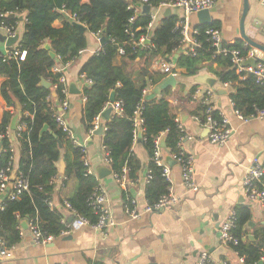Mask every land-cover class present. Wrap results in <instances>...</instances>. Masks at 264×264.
Masks as SVG:
<instances>
[{"label": "trees", "instance_id": "1", "mask_svg": "<svg viewBox=\"0 0 264 264\" xmlns=\"http://www.w3.org/2000/svg\"><path fill=\"white\" fill-rule=\"evenodd\" d=\"M155 1L161 0H151L149 4ZM136 4H139L136 0H89L88 3L82 0H0V26H15L17 22V18L5 14L25 12L27 19L23 36L17 43L21 50L27 52L25 60L4 61L0 50V77L5 78L1 87L2 96L9 106L15 107L17 102L21 105L19 122L26 126L20 136H6L0 140V165L8 164L13 156L9 145L17 140L20 145L18 170L29 177V191L16 200L5 198L0 206V239L4 241V248L10 250L20 243L23 220L38 222L44 237H57L69 230L59 209L49 205L62 158L66 162L64 182H75L74 191L66 201L91 224H96L99 219L89 203L99 180L94 174H86L85 150L72 143L55 118L58 105L66 98V93L63 92L65 85L61 82L63 73L53 72V67L73 61L88 45L86 32H81L73 24L74 20L64 16L65 11L76 15V20L83 23L90 33H101V38L106 39L102 49L91 55L80 69L81 76L92 80L90 85L83 88L86 97L83 122L86 129L92 131L96 118L102 115L112 94L114 102H122L123 113L111 112L105 123L107 130L103 133L104 146L109 151L111 169L115 175L121 176L123 169L127 168L130 180H137L142 163L132 149L136 140L135 119L139 117L143 121L141 141L149 156L147 169L151 171V180L145 191L149 205H154L167 193L169 185L162 175V168L152 160L155 141L164 139L165 149L171 155L179 151L178 143L185 136V130L175 120L180 107L205 123L207 109L212 104L205 101L207 94L197 92V86L188 93L183 89L172 91L166 88L164 96L150 100L143 94L145 89L156 86L165 77L164 73L152 75L148 65L158 56L168 60L182 48V35L176 28L177 18L168 16L156 28L151 44L140 43L148 34L152 18L139 15L135 10ZM61 17H65L63 26L55 27L54 21ZM209 29H218V26L211 23L198 27L196 39L200 45L196 54L181 52L177 58L178 68L183 69L187 76H197L207 70L221 84L231 83L234 91L230 98L234 107L245 116L255 115L258 110L264 109V87L253 73L234 65L231 55L217 53L206 33ZM46 44L51 46L57 59L50 55ZM223 46L239 49L243 55L248 53L241 41ZM120 48L124 49L125 54L122 55V64L117 65L115 61L120 56ZM137 58L145 59L146 64L140 82L129 68ZM44 80L50 86L44 85ZM54 92L56 97H53ZM175 93L180 99L177 106L170 101ZM192 100L194 106L188 110L186 106ZM139 111L140 116L137 115ZM14 114L5 112L0 123V134L10 129ZM211 114L215 120H221L219 110L214 109ZM235 211L234 234L239 238V244L234 249L244 257L246 264H260L264 259V225L252 229L248 227L252 220V210L248 205L240 204ZM250 231L255 236L253 241L244 239Z\"/></svg>", "mask_w": 264, "mask_h": 264}, {"label": "crops", "instance_id": "2", "mask_svg": "<svg viewBox=\"0 0 264 264\" xmlns=\"http://www.w3.org/2000/svg\"><path fill=\"white\" fill-rule=\"evenodd\" d=\"M248 1L250 9L245 20V28L248 34H254L256 29L251 26V22L257 18L264 25V6L259 0ZM82 2L88 3L89 0H82ZM169 2L170 0H161L149 4L151 14L143 13L142 6L145 4H136L135 10L139 15H149L152 18L148 26V34L143 37L144 44H151L153 34L164 17L174 16L177 20H186L191 31L197 30L200 26L215 23L222 34L224 44L234 45L241 41L248 52L254 49L246 43L241 35L244 0H217L215 5L209 9L211 21L205 24L200 22L198 13L188 15L182 8L170 6ZM168 9H170V13L167 12ZM10 14H5V16ZM14 14L17 18L15 26H0V32L5 34V26L14 27L15 33L19 35V41L25 31L26 13ZM68 15L66 13L64 16ZM20 16H23V20L19 18ZM64 21L65 17L58 18L54 21V26L62 27ZM85 32L88 41L87 47L62 72L67 91L65 100L69 104L64 118L69 125L70 135L69 133L68 135L72 137H70L71 141L72 139L77 140L79 146L85 149L84 159L88 161L93 174L108 192L116 224L105 233L98 232L91 226L70 228L72 223L68 224L67 220L74 215L65 206V202L68 195L74 191L75 182L74 180L64 182L65 175L61 173L60 166L61 160L64 161L65 167L66 162L62 158L58 164L59 171L54 181L55 190L51 207L59 209L69 230L45 243H35L30 230L24 229V226L20 243L10 249L9 256H0V264H198L201 251L210 252L212 248L222 246L219 238L220 223L238 205L245 204L251 207V221L254 222V225H248L249 228L264 225V206L248 202L244 196L242 185L254 160L260 158L261 161H264V117L250 119L248 122L241 121L234 113L230 98V94L234 91L232 84L224 87L217 79L215 85L210 88L205 84L198 83L196 76L184 74V70L177 66V58L183 52L182 48L175 51L168 60L158 56L148 65V70L152 75L165 74L160 83L148 88L149 94L154 93L155 97L160 98L164 96L163 91L166 88H171L172 91L183 89L185 93L196 86L197 91L201 93L212 89L211 104L215 109L228 116L233 133L225 145L214 144L210 142L208 127L194 120L186 109L182 110L180 107L178 115L181 117L185 130L182 148L186 154L194 157L195 180L200 188L197 192L186 191L180 165L173 159L169 151L163 148L164 160L171 168L175 192L183 196L182 202L173 209L159 213H145L136 220L127 218L123 205L125 188L116 180L113 172L106 176L100 170L101 167L111 169V166L106 165L103 160L105 155L104 130L102 129L100 134H95L96 130L88 131L83 122L86 97L83 95L85 85L80 69L91 55L103 47L100 42L101 38L99 39L96 33H90L88 30ZM259 39L264 42V37L259 36ZM18 41L12 46L0 42L2 54L17 45ZM256 57L258 62H264V51H258ZM164 63L171 68L170 72L164 71L162 67ZM115 64H122V55L117 57ZM145 65V59L140 58L130 63L129 68L133 70V75L139 82L142 81L141 73ZM200 74L216 77L207 70ZM173 77L176 78L175 86L167 84ZM4 80V77H0V123L3 121L6 111L15 114L20 112L21 115V109L18 111L17 108L18 102L15 107L9 106L2 96L1 87ZM178 96L175 93L170 97L174 106L180 102ZM192 106H194L193 100L186 107L189 110ZM58 110H60V105H58ZM110 114L107 118L100 115L99 122L102 128ZM141 140L139 141L137 137L132 149L140 159L142 169L137 180L133 184H129L128 188L129 192L139 199L140 208H143L147 203L145 175L148 170L149 156ZM160 140L162 143L164 139ZM19 162L20 145L16 140L13 152L14 170H18ZM100 174H102V178H100ZM5 198V194L0 193V206ZM24 222L27 221L23 220L22 224ZM249 236L253 239H249ZM244 239L253 241L255 239L253 231H250L247 238L244 237ZM224 257L229 259L230 264H241L232 250H228V253L221 255L220 258Z\"/></svg>", "mask_w": 264, "mask_h": 264}, {"label": "built area", "instance_id": "3", "mask_svg": "<svg viewBox=\"0 0 264 264\" xmlns=\"http://www.w3.org/2000/svg\"><path fill=\"white\" fill-rule=\"evenodd\" d=\"M151 0H136L138 3L142 4H149ZM217 0H170L169 5L173 7L182 8L188 15L193 13H198L204 9H211ZM260 3L264 6V0H259ZM69 14L68 17L74 21L76 20V15H72L69 12L65 11V14ZM133 21V19H131ZM176 28L180 31L182 35V49L185 54H196V50L199 47L200 43L196 39L197 30L190 29L188 22L184 19L178 20L176 24ZM5 34L7 37L15 36L14 27H6L5 26ZM209 35V39L212 41L213 45L217 49V53L224 54V55H231L232 62L236 65L239 69H245L250 73H253L257 77V81L264 87V62H257L256 66H248L245 65V62L250 59L254 58L257 55L255 49L249 50L247 55H243L239 49H230L224 45L223 37L219 29H209L206 31ZM98 38H101V33H96ZM144 41V38L140 40V43ZM100 50L96 51L94 54L98 53ZM83 50L80 51L82 53ZM27 52L25 50H21L17 45L11 47L7 50L6 53L2 54V58L4 61L9 59H15L16 61H23L26 58ZM119 54H125L123 48L119 49ZM72 62V61H71ZM71 62L66 63L65 65H55L53 67V72L55 73H62L68 66H70ZM165 72H170L171 68L167 64L162 65ZM84 78V85H90L92 80L82 75ZM61 82L64 84L65 80L61 77ZM231 83H224V87H228ZM66 93V88L63 90ZM201 93L200 91H197ZM212 89H208L203 94H207L205 101L210 102V98L212 96ZM148 89H145L143 94L147 95ZM201 93V94H202ZM232 105L234 107V103L231 100ZM60 110L55 115L57 122L64 128V130L69 133L70 129L68 122L64 118V113L68 109L69 104L67 100H63L60 102ZM111 107L112 112L116 114L123 113V105L122 102H109L105 109ZM214 106L210 105L207 109V117L204 124L209 129V139L210 142L218 145H225L228 142V139L231 137L233 133V128L230 125V120L228 116H226L223 112L219 111L221 120L217 121L213 118L211 112L214 110ZM234 113L241 121L248 122L250 119L254 118H262L264 117V109L258 110L255 115L252 116H245L240 110L234 107ZM140 116V111L137 113ZM194 120L201 123V120L198 116H192ZM100 116H98L94 122V129L97 130L100 126L99 122ZM176 122L179 123L182 129L183 125L181 122L180 115H177ZM142 119L136 118L135 119V135L137 137L138 131L142 125ZM26 129L24 123L18 122L16 130L12 131L10 129L7 130L5 133L0 134V140L5 138L6 136H11L12 134L20 136L22 131ZM92 130V131H93ZM103 130L106 131L107 128L104 126ZM71 137V136H70ZM72 138V137H71ZM185 136L181 138L178 143L179 151L175 154H172L173 159L180 165L181 173H182V181L184 188L187 192H197L199 190V184L195 180V164H194V157L192 155L186 154L185 150L182 148V142ZM72 142L75 146H79L77 140L72 139ZM82 147V146H79ZM83 148V147H82ZM10 151L14 152V142L9 145ZM84 149V148H83ZM85 150V149H84ZM105 155L103 156L104 163L108 166L111 165V157L109 155V151L104 146ZM1 154V148H0ZM153 162L162 168V175L168 181V189L167 193L163 194L160 199L154 204L149 205L148 203L145 204L143 208L139 206V199L136 196H133L129 192L128 185L133 184L136 180H130L128 177V169L124 168L123 173L121 176L115 175L114 177L116 180L125 188L124 191V212L127 218L136 220L142 217L145 213H153V212H162L167 209H173L180 205L183 200V196L176 194L174 185L172 183L171 178V168L165 162L163 157V147L161 146V140L157 139L155 141V148L152 156ZM84 164L86 166V174H93L90 164L87 160H84ZM14 171V164H13V156L11 157L10 161L7 165L1 166L0 165V193H4L6 198L9 200H16L22 194L29 191V177L26 173L21 170H17L16 178L13 182L12 187L10 188V176L11 173ZM151 171L147 170L146 172V182L147 184L151 180ZM243 193L246 200L250 203H259L264 206V161H261L260 158H256L252 164V166L248 169L243 182ZM90 205L94 208L95 212L98 214L99 219L96 224H91L88 218L79 215L76 211L72 208L69 202H65V206L70 210V212L74 215V221L72 222L70 228H81L84 226H91L94 230L105 233L110 227L116 224L112 207H111V200L108 195L107 190L105 187L98 183L95 192L89 198ZM49 205L52 206V202L49 201ZM236 211L232 210L229 214L222 220L219 226V238L221 245L228 250H232V252L237 256L239 262L241 264H246L245 259L243 256L239 255V253L234 249V246L239 244V238L234 234V229L236 227ZM28 229L30 230L35 243H45L49 240H52L54 237H44L42 235L41 229L39 227L38 222H31L27 223ZM24 232V231H23ZM23 232L21 233L23 235ZM10 250L4 248V241L0 239V256H9ZM264 262V259H262ZM198 264H230V261L227 257L220 258L219 261H216L212 254L207 251L203 250L200 252L198 258Z\"/></svg>", "mask_w": 264, "mask_h": 264}, {"label": "water", "instance_id": "4", "mask_svg": "<svg viewBox=\"0 0 264 264\" xmlns=\"http://www.w3.org/2000/svg\"><path fill=\"white\" fill-rule=\"evenodd\" d=\"M142 9H143V13L144 14H151V6L149 4L143 5L142 6ZM249 9H250L249 1L248 0H244V12H243L242 19H241V35H242V38L246 41V43H248L249 46L253 47L256 50V52L258 53V51H264V42H261V40L259 39V36L260 37H264V25H262L260 23V19L254 18L253 21L251 22V26L254 29H256L255 33L254 34H248L246 32L245 20H246V17L248 15ZM167 12L170 13V9H168ZM198 16L200 18V22L201 23H204L205 24V23H208V22L211 21L209 9H204V10L199 11L198 12ZM9 17L10 18H15L16 16H15L14 13H12V14L9 15ZM19 18L21 20H23V16H20ZM73 24L81 32H83V33L87 30L86 26H84L80 22H76L75 21V22H73ZM18 39H19V35L18 34H16L14 37H7L5 34H3L2 32H0V42L1 43H5L7 46L14 45L18 41ZM100 42H101L102 45H104L106 43V39L105 38H101ZM45 47L50 51V55L53 58H56V59L58 58L57 55H56V53L51 50V46L49 44H46ZM257 62H258V59L255 56L254 58H251V59L247 60L245 62V65H248V66H256V63ZM196 81L198 83L205 84L208 87L212 88L215 85V83L217 82V78L216 77H213V76H210L208 74H199V75L196 76ZM43 84L46 85V86H50V83L47 82V81H45V80L43 81ZM167 84H173L175 86L176 85V78H174V77L171 78V80H169L167 82ZM53 96H56V94L53 93ZM154 97H155V94L152 93V94H148L146 96V99L147 100H150V99H152ZM110 99H111V102H114V94L111 95ZM17 108L19 109L18 111H20L21 106H20L19 103H17ZM111 111H112V108L111 107L107 108L102 113V116L105 117V118H107L108 114H110ZM19 118H20V112H16V114L12 118L11 125H10V130H12V131H15L16 130V127H17ZM45 128H44V130H45ZM102 129L103 128H102V125H101L96 130L95 134H100L102 132ZM142 133H143L142 132V129L140 128L139 129V133H138L139 141L142 139ZM12 137H14V134H12ZM161 146L163 148H165V142H164V140L161 143ZM60 170H61V173L62 174L65 172V165H64V161L63 160H61ZM100 170H102L106 176L107 175H110L112 173V170L110 168H108V167H101ZM99 176H100V178L103 177L102 174H100ZM15 178H16V170H14L11 173V176H10V180H11V182H10V188L12 187L13 182L15 181ZM73 221H74V216H71L67 220L68 224H71ZM22 225H23V227L25 226L24 229H27L28 228L27 222H24ZM253 225H254V222L250 221L249 222V226H253ZM249 239H253V237H250L249 236ZM210 253L212 254L213 258L216 261H219L221 255L228 253V249L225 248V247H223V246H220L218 248L214 247V248H212L210 250ZM260 264H264V263L263 262H260Z\"/></svg>", "mask_w": 264, "mask_h": 264}, {"label": "bare ground", "instance_id": "5", "mask_svg": "<svg viewBox=\"0 0 264 264\" xmlns=\"http://www.w3.org/2000/svg\"><path fill=\"white\" fill-rule=\"evenodd\" d=\"M76 22H78V21H76ZM80 23H81V22H80ZM81 24H83V23H81ZM83 25H84V24H83ZM148 94H149V93H148ZM148 94H147V95H148ZM147 95H146V96H147ZM105 110H106V109H105ZM105 110H104V111H105ZM18 122H19V121H18ZM141 129H142V128H141ZM137 137H138V134H137ZM137 137H136V138H137ZM0 148H2V146H0ZM84 160H85V159H84ZM110 166H111V165H110ZM16 172H17V170H16ZM113 174H114V173H113Z\"/></svg>", "mask_w": 264, "mask_h": 264}]
</instances>
